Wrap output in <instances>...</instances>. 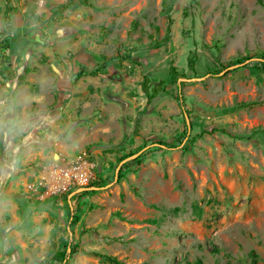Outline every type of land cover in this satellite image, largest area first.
<instances>
[{
  "label": "rangeland",
  "instance_id": "rangeland-1",
  "mask_svg": "<svg viewBox=\"0 0 264 264\" xmlns=\"http://www.w3.org/2000/svg\"><path fill=\"white\" fill-rule=\"evenodd\" d=\"M80 1L10 0L0 264H264V0ZM83 150L86 184L27 187Z\"/></svg>",
  "mask_w": 264,
  "mask_h": 264
},
{
  "label": "trees",
  "instance_id": "trees-1",
  "mask_svg": "<svg viewBox=\"0 0 264 264\" xmlns=\"http://www.w3.org/2000/svg\"><path fill=\"white\" fill-rule=\"evenodd\" d=\"M175 0H168L163 2V7H162V12L163 14L166 15V17L169 19V13L171 11V6L174 3ZM5 2V11H4V16H3V31L0 32V63L2 64V66L4 68H6L9 64V58H10V53L9 50L11 49V47L13 46L15 39L12 37V29L13 27L11 26L10 23V11H11V5H10V0H4ZM81 3L86 4V1H80ZM77 4L76 1H68L66 4H64L62 6V9H66L70 6H75ZM91 6V5H90ZM11 32V33H10ZM168 28L166 29V33L164 35V38L162 40V42L157 43L156 46L153 47H149V48H159L163 45H165V43L168 41ZM133 51H137V49L133 48L131 50ZM260 59L259 62L257 63L258 65H262V67L264 68V53H260L259 55ZM123 59H128L130 58V54H126L124 57H122ZM246 59H251L250 57H244L242 59H238L236 61L233 62H229L228 66H234L235 63H239V62H243ZM114 59L113 58H106L103 60V64L108 65L109 63H111ZM188 66L189 68L194 71V67H193V61L188 62ZM248 63H244V66H248ZM222 66H224L222 64ZM226 67V66H225ZM220 72L219 69H212L210 71H208L206 74H218ZM3 73L2 70H0V74ZM88 73V71L85 69V71H79L76 73V75H82ZM167 76L170 77V82L172 83H182L180 81L181 77H185L186 75H184L183 73H179L177 71V69L175 68V66L173 64H169L168 66V71H167ZM165 84L164 79H160L158 80L154 85H149V77L147 75H144L143 77V81L141 83V88L144 91V93L146 94V98H147V102L149 103L153 97H155L158 93H160V91L163 88V85ZM75 252V249L73 247L70 248V254H73ZM64 256L63 253H61V258H60V262L59 264H65V262H63ZM108 261L112 264H120V262L115 258V257H107ZM196 264H202L200 260L196 261Z\"/></svg>",
  "mask_w": 264,
  "mask_h": 264
},
{
  "label": "built area",
  "instance_id": "built-area-1",
  "mask_svg": "<svg viewBox=\"0 0 264 264\" xmlns=\"http://www.w3.org/2000/svg\"><path fill=\"white\" fill-rule=\"evenodd\" d=\"M60 164H49L36 174L34 181H29L27 187L50 193H60L72 185L86 184L91 177L93 163L84 150L77 153L72 159H61ZM57 163V162H56Z\"/></svg>",
  "mask_w": 264,
  "mask_h": 264
},
{
  "label": "crops",
  "instance_id": "crops-1",
  "mask_svg": "<svg viewBox=\"0 0 264 264\" xmlns=\"http://www.w3.org/2000/svg\"><path fill=\"white\" fill-rule=\"evenodd\" d=\"M55 144H57V143H55ZM58 148L56 149V147H54L55 148V151L56 152H54L53 153V155H52V159H56V157L58 158L59 156V154H61L60 153V151H64L66 154H68L69 152H71L72 151V149L74 148V146H75V144H71V143H67V142H65V141H60V142H58ZM59 149V150H58ZM58 151V152H57ZM42 153H44V150L42 151ZM31 156H35V155H37V156H39V157H42V155H41V152H39V151H37L36 153H35V155L34 154H31V153H29ZM64 156H66L65 154H63ZM69 155V154H68ZM33 158V157H32ZM60 159V158H59ZM3 179H4V177H2V181H3ZM15 186H16V184H12V183H9L8 184V190H13V189H15Z\"/></svg>",
  "mask_w": 264,
  "mask_h": 264
}]
</instances>
